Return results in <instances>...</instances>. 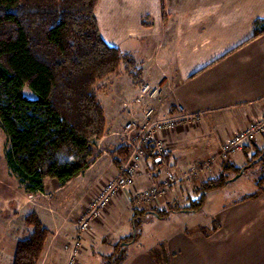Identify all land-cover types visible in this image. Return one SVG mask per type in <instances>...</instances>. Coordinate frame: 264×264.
<instances>
[{
  "label": "crops",
  "instance_id": "1",
  "mask_svg": "<svg viewBox=\"0 0 264 264\" xmlns=\"http://www.w3.org/2000/svg\"><path fill=\"white\" fill-rule=\"evenodd\" d=\"M95 14L102 37L134 57L136 67L141 69L140 81L161 85L163 94L155 101L160 117L175 113L178 105H183L188 113L200 115L197 125L191 124L192 131L217 133L209 139L215 147L236 131L264 119V34L252 38L254 22L264 20V0H99ZM117 80L116 75H111L100 82L110 84L111 92ZM132 80L129 78L136 93L137 81ZM130 99L127 102L126 98H117L115 110H105L108 127L100 140L103 147L99 143L102 155L66 185L45 178V190L49 181L57 190L84 181L78 199L82 204L96 194L103 181L116 175L115 156L109 155L107 147L114 148L122 140L119 132L129 116L126 106L132 104L136 108ZM222 118L231 123V128H220ZM175 131L163 134L171 148L166 159L176 168L179 178L205 179V166L196 167L205 162L202 159L210 152L207 141L189 154L187 147L183 151L181 145L195 138V134L190 129ZM254 145L264 146V134L258 136ZM252 152L250 149L249 154ZM107 153L109 157L105 158ZM232 156L239 165L249 158L245 149ZM144 160L135 185L126 189L134 208L135 188L142 191L153 182L152 160ZM221 164L218 161L217 169ZM183 179L170 188V197L175 194L173 190H180ZM253 190L225 187L207 192L199 210H185L186 214L205 211V219L175 226L165 240L153 242L149 251L131 250L123 264H264V191L253 196ZM211 194L219 198L209 203ZM228 194L239 199L224 203ZM122 198L113 203L103 221L93 223L88 237L92 239L94 231H107L115 216L113 211L117 212L118 206L127 201L125 194ZM75 233L76 224H65L62 241ZM119 236L124 238L126 234ZM42 255L41 264H66L68 249L58 243L52 252L45 250Z\"/></svg>",
  "mask_w": 264,
  "mask_h": 264
},
{
  "label": "trees",
  "instance_id": "2",
  "mask_svg": "<svg viewBox=\"0 0 264 264\" xmlns=\"http://www.w3.org/2000/svg\"><path fill=\"white\" fill-rule=\"evenodd\" d=\"M98 3L0 0V127L9 142L8 166L27 192H44L45 178L66 185L96 161L97 142L107 131V120L95 87L117 74L123 61L130 74L141 70L133 57L102 37L95 14ZM254 23L252 38L264 34V20ZM25 87L35 97L27 96ZM243 149L249 157L246 166L224 160L217 174L193 186L185 210H199L207 192L232 182L230 173L240 176L256 166L261 173L252 195L264 191V146L245 144ZM113 152L119 167L130 148L124 143ZM147 158L154 168V155ZM132 208L138 219L149 213ZM25 223L31 231L17 242L12 264H38L50 235L35 211L26 215ZM127 244L117 245L107 256L108 264L125 262Z\"/></svg>",
  "mask_w": 264,
  "mask_h": 264
},
{
  "label": "rangeland",
  "instance_id": "3",
  "mask_svg": "<svg viewBox=\"0 0 264 264\" xmlns=\"http://www.w3.org/2000/svg\"><path fill=\"white\" fill-rule=\"evenodd\" d=\"M121 49V48H120ZM121 53L124 55H128L129 57H133L131 54L127 52H123L121 49ZM134 58V57H133ZM135 60V59H134ZM136 63V60H135ZM120 65L119 72L116 75L118 78L117 86L114 90L111 92L109 91V87L111 86L108 83H101L98 81L95 90L98 95V98L101 101L102 106H105V109L108 113H111L116 108L117 98H126L129 102V99L131 102L133 101V98L135 97L136 93L133 89H131V85L129 82V78L132 81H137L136 85L139 86L142 81L139 79V71H134L133 74H130V67L126 64L125 61H123ZM133 69V67H132ZM141 72V70H140ZM111 76V75H109ZM108 76V77H109ZM115 81V80H114ZM153 87H160L159 84L152 83ZM137 86V87H138ZM162 88V87H161ZM24 93L29 97H35L33 92L28 88L25 87ZM163 94H160V97ZM125 100V99H124ZM120 101V100H118ZM115 105V106H114ZM103 106V108H104ZM128 109V118L126 123L129 122V120L132 119V113L138 112L139 116L141 113V107L136 105V108L132 106V104H129L126 106ZM125 107V109H126ZM135 111V112H131ZM140 118H142V115H140ZM107 120V118H106ZM199 122V121H198ZM197 122V123H198ZM126 123L123 125L125 126ZM221 129L229 128L231 126V123L227 121L226 119L223 120V118L220 120ZM195 125H197L195 123ZM194 125V126H195ZM123 126V128H124ZM193 125H189L187 127H181L178 128L179 130H189L192 131ZM108 127V122H107ZM231 128V127H230ZM123 129L119 132L120 136L122 134ZM107 132V131H106ZM117 132V131H116ZM176 132V131H174ZM195 134H193V133ZM191 133L195 136L192 140H188L185 145L182 146V150L187 147V152L193 153L195 152L194 149H197L201 146L204 141H207L206 145L208 146V152L209 154L202 159L205 161L202 163V165H197L196 169H199L200 166H205L204 171V177L205 179H198V180H184L183 178H179L178 174V180L175 181V184L171 185L168 188V192L165 194V196L158 197V200H145L144 198H136V193L140 192L141 189L135 188V208L136 209H145L149 211V213L144 214L139 219L133 217V206H130L131 202L129 201V197L127 196L126 189L123 190V192L115 197L112 202L109 204L107 209H105L100 221H103L104 217L108 215L110 212L111 207L113 206V203L120 202L118 199H123L122 195L125 194L126 196V202L122 204V206H118V211H113V219H110V222L108 223L111 225L108 229L106 228V232H98L94 231V236L91 239L88 237V233L83 235L82 239V248L79 256H78V263L77 264H108L109 259L107 256L112 254L117 245L123 242H127L128 244L125 247V252L129 254L131 250H151L153 242H157L159 240L163 241L166 238V236L169 235L170 231L174 229L175 226H183L185 221L191 220V221H200L202 219H205L206 214L204 212L196 211V212H190L189 214L185 213V207L189 203V196L191 193H193V186L199 182H202L203 180H206L209 178L208 176L217 174L220 169L218 168V161H224L226 159H231L234 161L235 153L227 154L225 156H222L224 153L222 151V142L221 145L214 146L212 145V141L209 139H213L216 136V132H197L192 131ZM119 133L117 135H119ZM190 133V134H191ZM106 133L98 140V149L100 150V155L103 153V144L102 140ZM211 141V142H210ZM99 143L102 147H99ZM124 144V140L119 142V144L113 145L114 148L107 147V150H109V155L115 156L114 152L117 147ZM254 144V143H253ZM9 142L7 135L0 127V264H12L14 259V252L16 248L17 242L27 236L31 231V226L27 225L25 223V217L27 214H29L32 211H35L38 213L40 219L42 220L43 224L50 230V235L48 237V241L46 243V247L44 249L48 252H52L53 248L57 247L58 243H62V245L66 246V249H68V259L70 257L72 245L75 239V235H71L69 239H63L62 237V230L63 227L66 225L70 226L71 224L78 223V220L83 215V213L87 210L91 200L96 196L98 191L101 189L103 184L118 176L120 166L123 161H121L120 166L118 167V172L116 175L112 178H109L106 181H103L98 191H96V194L93 196V194L88 199L89 201H85L84 203L80 204L78 201L79 199V192L81 189V184L84 181H78L70 184L66 188L62 190H57L55 184H51V182H48L47 190L44 192H27L25 189V186L20 182L17 175H15L9 168L7 159H6V151L8 148ZM185 146V147H184ZM106 149V148H105ZM112 150V151H111ZM98 157V158H99ZM109 157L108 153L106 154L105 158ZM97 158V159H98ZM110 159V158H109ZM217 162V163H216ZM237 164V163H236ZM247 162L243 165L246 166ZM239 165V164H238ZM173 166V165H172ZM242 166V165H239ZM174 167V166H173ZM209 167V168H208ZM143 169V165L142 168ZM153 169V166L151 167L150 171ZM206 169V170H205ZM176 170V169H175ZM193 171V170H191ZM152 172V171H151ZM195 172V171H194ZM261 170L260 166H256L254 168L249 169L244 174H241L240 176H236L234 173H230V178H232V182H229L227 184V188H235L238 189H257V178L260 176ZM138 177V176H137ZM211 177V176H210ZM234 178V179H233ZM183 179V183L179 186V189L173 190L175 194H173V198L170 197V188L173 186H176L179 184ZM137 180H135L136 183ZM154 182V181H153ZM151 183L154 184V183ZM55 183V182H54ZM133 183L130 188H133L135 185ZM57 184V183H56ZM150 185V187H151ZM150 187L144 188V190L149 189ZM223 187V188H225ZM215 190V189H214ZM178 191V192H177ZM213 191V190H211ZM254 191V190H253ZM126 192V193H125ZM220 193V192H216ZM222 193H224L222 191ZM175 195V196H174ZM220 195V194H219ZM93 196V198H92ZM222 196H220L221 198ZM239 196L228 194L227 197H224L225 199L224 203H230L234 202V198L239 199ZM92 198V199H91ZM219 196H216V194H211L210 199H212L209 203L217 200ZM118 200V201H117ZM161 200V203H158ZM206 201V200H205ZM132 203V204H133ZM155 210L157 213H160L161 216H157L154 214V212H150ZM107 227V225H106ZM93 230V229H92ZM183 232L185 231L182 227ZM92 231H90L91 233ZM76 234V233H75ZM120 235L126 234V236L121 238ZM54 236V238H53ZM61 238V241L59 239ZM59 241V242H57ZM129 241V242H128ZM55 242V243H54ZM43 251V253H44ZM42 253V254H43ZM43 258V255H41V258L38 262V264H41V259ZM66 262V263H67Z\"/></svg>",
  "mask_w": 264,
  "mask_h": 264
},
{
  "label": "built area",
  "instance_id": "4",
  "mask_svg": "<svg viewBox=\"0 0 264 264\" xmlns=\"http://www.w3.org/2000/svg\"><path fill=\"white\" fill-rule=\"evenodd\" d=\"M161 93L162 88L153 87L151 82L145 81L137 87V93L132 102L141 107L142 118L140 115L137 116L138 112L131 111L135 113H132V119L126 123L121 134L124 143L130 148V153L126 160H122L118 176L103 184L78 220L75 239L66 264L78 263L83 235L92 231L93 223L101 219L112 200L119 196L126 187L135 183L142 170L144 159H147L149 153L155 157V166L151 170L154 184L149 189L136 193V198L157 201L158 197L165 196L168 188L178 180L176 168L166 159L171 148L163 134L197 123L200 115L190 114L183 105H178L175 113L160 117L157 114L155 101L160 98ZM262 134H264V119L252 122L222 143L224 153L222 156L242 150L245 144L257 142L258 136Z\"/></svg>",
  "mask_w": 264,
  "mask_h": 264
},
{
  "label": "water",
  "instance_id": "5",
  "mask_svg": "<svg viewBox=\"0 0 264 264\" xmlns=\"http://www.w3.org/2000/svg\"><path fill=\"white\" fill-rule=\"evenodd\" d=\"M238 177V176H237Z\"/></svg>",
  "mask_w": 264,
  "mask_h": 264
}]
</instances>
